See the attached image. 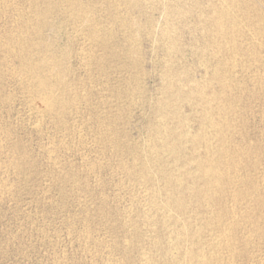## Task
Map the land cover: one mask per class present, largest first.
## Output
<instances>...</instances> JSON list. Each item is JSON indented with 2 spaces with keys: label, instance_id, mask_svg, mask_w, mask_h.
Wrapping results in <instances>:
<instances>
[{
  "label": "rangeland",
  "instance_id": "374dc122",
  "mask_svg": "<svg viewBox=\"0 0 264 264\" xmlns=\"http://www.w3.org/2000/svg\"><path fill=\"white\" fill-rule=\"evenodd\" d=\"M133 1L0 0V264H264V0Z\"/></svg>",
  "mask_w": 264,
  "mask_h": 264
},
{
  "label": "bare ground",
  "instance_id": "6f19581e",
  "mask_svg": "<svg viewBox=\"0 0 264 264\" xmlns=\"http://www.w3.org/2000/svg\"><path fill=\"white\" fill-rule=\"evenodd\" d=\"M77 1H78V0H77ZM126 1H128V0H126ZM132 1H133V0H132ZM226 1H227V0H226ZM48 2H49V0H48ZM66 2H67V0H66ZM129 2H130V0H129ZM133 2H135V0H134ZM221 2H222V1H221ZM241 2H242V1H241ZM70 3H72V2H70ZM123 3H124V2H123ZM138 3H139V0H138ZM223 3H224V1H223ZM237 3H238V2H237ZM247 3H248V2H247ZM33 4H34V3H33ZM49 4H50V3H49ZM53 4H55V3H53ZM56 4H57V3H56ZM132 4H133V3H132ZM134 4H136V2H135ZM180 4H181V1H180ZM219 4H220V2H219ZM242 4H243V3H242ZM244 4H245V3H244ZM244 4H243V5H244ZM47 5H48V4H46V8H47ZM58 5H59V4H58ZM58 5H57V7H58ZM175 5H176V4H175ZM177 5H178V3H177ZM177 5H176V7H177ZM225 5H226V4H225ZM49 6H50V5H49ZM54 6H55V5H54ZM72 6H73V5H72ZM78 6H79V5H78ZM80 6H82V4H81ZM87 6H88V5H87ZM134 6H135V5H134ZM136 6H138V5L136 4ZM136 6H135V7H136ZM182 6H183V5H182ZM208 6H210V5L208 4ZM219 6H220V5H219ZM221 6H222V4H221ZM229 6H230V5H229ZM237 6H239V5L237 4L236 7H237ZM43 7H44V6H43ZM51 7H52V6H51ZM57 7H56V9H55L56 13L58 12V11H57ZM75 7H76V5H75ZM84 7H86V6L84 5ZM168 7H169V6H168ZM211 7H213V5H212ZM211 7H210V8H211ZM215 7H216V6H215ZM217 7H218V6H217ZM225 7H226V6H225ZM248 7H249V6H248ZM54 8H55V7H54ZM59 8H60V7H59ZM61 8H62V5H61ZM94 8H95V7H94ZM111 8H112V7H111ZM118 8H119V7H118ZM171 8H172V6H171ZM178 8H179V7H178ZM227 8H228V6H227ZM230 8H231V7H230ZM234 8H235V7H234ZM237 8H238V7H237ZM50 9H51V8L49 7V10H50ZM52 9H53V8H52ZM72 9H73V8H72ZM83 9H84V8H83ZM192 9H194V8L192 7ZM238 9H239V8H238ZM247 9H248V8H247ZM47 10H48V9H47ZM47 10L45 11V15H44V16H46V12H47ZM77 10H79V7H77ZM218 10H219L220 12H217ZM236 10H237V9H236ZM244 10H245V8H244ZM42 11H43V10H42ZM63 11H65V10L63 9ZM70 11H71V10H70ZM72 11H73V10H72ZM164 11H165V10H164ZM169 11H170V10H169ZM173 11H175V10L173 9ZM173 11H172V12H173ZM182 11H183V10H182ZM208 11H209V13H210V10H208ZM211 11H212V10H211ZM215 11H216L217 13H214L213 15H211V17H210V22H211V24L216 28V30L218 31L219 34H223V33H224V19H225L224 16L226 15V10H225V12H224V10H222V7H221V8L218 7V8H215ZM38 12H39V11H38ZM49 12H50V11H49ZM49 12H47V14H49ZM51 12L53 13L54 11L51 10ZM59 12H60V11H59ZM78 12H79V11H78ZM78 12H77V13H78ZM81 12H82V10H81ZM94 12H95V11H94ZM113 12H114V11H113ZM172 12H171L170 14L173 15ZM179 12H180V11L177 10L176 13L179 15ZM184 12H187V11H184ZM184 12H183V13H184ZM191 12H192V11H191ZM193 12H195V11H193ZM193 12H192V13H193ZM231 12H232V11H231ZM248 12H249V10H248ZM56 13H53V14L56 15ZM64 13H65V12H64ZM64 13H62V15H64ZM66 13H67V11H66ZM183 13H182V16H183V15H186V16H187V14H189L190 12L187 13V14H183ZM212 13H213V12H212ZM240 13H242V12H240ZM38 14H39V13H38ZM67 14H68V13H67ZM74 14H76V13H74ZM91 14H93V13H91ZM174 14H175V13H174ZM196 14H197V13H196ZM196 14L193 13V16L196 15ZM200 14H201V13H200ZM207 14H208V13H207ZM230 14H231V13H229V15H230ZM249 14H250V13H249ZM50 15H52V14H50ZM59 15H61V14L59 13ZM72 15H73V14H72ZM189 15H190V14H189ZM202 15H203V14H202ZM202 15H199V17L202 16ZM236 15H237V13H236ZM36 16H37V15H36ZM68 16H69V15H67V18H68ZM77 16H78V15H77ZM180 16H181V14H180ZM196 16H197V15H196ZM204 16L207 17V15H204ZM209 16H210V14H209ZM209 16H208L207 18H209ZM226 16H227V15H226ZM233 16H235V14H234ZM38 17H39V24L41 25V27H43V25L46 24V21H45L46 18L43 17V13H41V15H39ZM51 17H52V16H51ZM53 17H54V16H53ZM72 17H73V16H72ZM183 17H185V16H183ZM197 17H198V16H197ZM199 17H198V18H199ZM236 17H237V16H236ZM236 17H235V18H236ZM229 18H230V16H229ZM37 19H38V18H37ZM37 19H36V20H37ZM85 19H86V18H85ZM88 19H89V18H88ZM90 19H91V18H90ZM150 19H151V18H150ZM201 19H202V18H200L199 20L201 21ZM203 19H204V17H203ZM230 19H231V18H230ZM236 19H237V18H236ZM238 19H240V16L238 17ZM62 20H63V18H62ZM122 20H123V19H122ZM125 20H126V19H125ZM128 20H129V19H128ZM136 20H137V19H136ZM203 21H205V19L202 20V22H203ZM207 21H208V19H207ZM71 22H72V21H71ZM88 22H90V21H88ZM126 22H127V21H126ZM90 23H91V22H90ZM123 23H124V21H123ZM134 23H135V22H134ZM136 23H137V22H136ZM204 23H205V22H204ZM206 23H207V22H206ZM237 23H238V22H237ZM39 24H38V25H39ZM84 24H85V23H84ZM84 24H83V25H84ZM121 24H122V22H121ZM127 24H128V23H127ZM149 24H150V23H149ZM208 24H209V23H208ZM132 25H133V24H132ZM94 26H95V25H94ZM121 26H122V25H121ZM164 26H165V24H164ZM39 27H40V26H39ZM123 27H125L124 24H123L122 28H123ZM127 27H128V26H127ZM134 27H135V26H134ZM167 27H170V25H168ZM167 27H164V28L166 29V30H165L166 32H167ZM203 27H204V26H203ZM93 28H94V27H93ZM93 28H92V29H93ZM128 28H129V27H128ZM137 28H139V27L136 25V28H135V29H137ZM185 28H186V27H185ZM215 28H214V29H215ZM229 28H230V27H229ZM29 29H30V28H29ZM39 29H40V28H39ZM123 29H124V28H123ZM135 29H134V32H136ZM148 29H149V28H148ZM150 29H151V28H150ZM154 29H155V28H154ZM205 29H206V27H205ZM248 29H249V28H248ZM36 30H37V28H36ZM36 30H35V31H36ZM169 30H170V29H169ZM137 31H138V30H137ZM162 31H164V30L162 29ZM212 31H213V29H212ZM37 32H38V30H37ZM95 32H98V31L95 30ZM95 32L92 31L91 34H92L93 36H94V35H97V34H95ZM106 32H107V31H106ZM166 32H165V33H166ZM225 32H226V31H225ZM230 32H231V31H230ZM129 33H130V32H129ZM138 33H139V31H138ZM205 33H206V32H205ZM212 33H213V32H212ZM155 34H156V33H155ZM203 34H204V33H203ZM213 34H214V33H213ZM230 34H231V33H230ZM230 34H229V35H230ZM263 34H264V33H263ZM131 35H133V36H132V38H133L134 35H136V34L133 33V34H131ZM160 35H161V34H160ZM160 35H159V36H160ZM163 35H164V33H163ZM168 35L170 36L169 33H168ZM168 35L166 34L165 36H168ZM214 35H215V34H214ZM217 35H218V34H217ZM217 35H215V36H216L215 38H217ZM223 35H224V34H223ZM229 35L227 36V37H228V40H229ZM105 36H106V34H105ZM108 36H109V35H108ZM169 36H168V37H169ZM207 36H209V35H207ZM207 36H206V38H207ZM211 36H212V34H211ZM224 36H225V35H224ZM124 37H125V36H124ZM124 37H123V38H124ZM136 37H137V35H136ZM151 37H152V35H151ZM161 37H162V36H161ZM163 37H164V36H163ZM170 37H172V34H171ZM170 37H169V38H170ZM212 37H213V36H212ZM96 38H98V37H96ZM108 38H109V37H108ZM215 38H214V39H215ZM221 38H222V36H221ZM230 38H231V37H230ZM232 38H233V37H232ZM232 38H231V39H232ZM117 39H118V38H117ZM126 39H127V38L125 37V40H126ZM203 39H204V38H203ZM207 39H208V38H207ZM209 39L211 40V37H210ZM218 39H220L219 36H218ZM224 39H225V37H224ZM231 39H230V41H231ZM105 40H106V38H104V39L102 38V39H101V42L104 43ZM113 40H114V39H113ZM130 40H132V39H130ZM130 40H128V41H130ZM134 40H135V39H134ZM205 40H206V39H205ZM233 40H234V38H233ZM10 41H11V40H10ZM39 41H40V39H39ZM99 41H100V40H99ZM201 41H202V40H201ZM211 41H212V40H211ZM214 41H215V40H214ZM219 41H220V40H219ZM34 42H35V44H36L37 41L35 40ZM203 42H204V41H203ZM224 42H225V40H224ZM232 42H233V41H232ZM208 43H209V42H208ZM208 43L206 42V46H207ZM257 43H258V42H257ZM24 44H25V43H24ZM37 44H38V42H37ZM37 44H36V45H37ZM105 44H106V43H105ZM127 44H128V43H127ZM203 44H204V43H203ZM218 44H219V42H218ZM258 44H259V43H258ZM31 45H33V44H31ZM128 45H129V44H128ZM134 45H135V44H134ZM219 45H220V44H219ZM229 45H230V44H229ZM238 45H239V44H238ZM6 46H7V45H6ZM19 46H21V45H19ZM37 46H38V45H37ZM103 46H104V45H103ZM126 46H127V45H126ZM206 46H205V47L203 46V47L206 48ZM209 46H210V45H209ZM222 46H223V44H222ZM222 46H221V49H222ZM224 46H225V45H224ZM224 46H223V47H224ZM233 46H234V45H233ZM235 46H236V45H235ZM33 47H36V46L34 45ZM127 47H128V46H127ZM136 47H137V46H136ZM172 47H173V46H172ZM27 48H28V47H27ZM130 48H131L130 51L132 52L133 48H132V47H130ZM191 48H192V47H191ZM201 48H202V46H201ZM233 48H234V47H233ZM97 49H98V48H97ZM105 49H106V48H105ZM227 49H228V48H227ZM230 49H231V48H230ZM234 49H235V48H234ZM240 49H241V47H240ZM107 50H108V49H107ZM136 50H137V49L134 48V51H136ZM167 50H169V49H167ZM201 50H202V49H201ZM201 50H200V51H201ZM26 51H27V50H26ZM108 51H109V50H108ZM202 51H203V50H202ZM218 51H220V49H219ZM222 51H223V49H222ZM226 51H227V50H226ZM228 51H229V50H228ZM15 52H16V51H15ZM126 52H127V50H126ZM173 52H174V51H173ZM178 52H179V51H178ZM246 52H247V51H246ZM108 53H109V52H108ZM128 53H129V52H128ZM170 53H171V52H170ZM229 53H230V52H229ZM229 53H228V56H229ZM92 54H93V53H92ZM112 54H113V52H112ZM112 54H110V56H112ZM136 54H137V52H136ZM103 55H104V54H103ZM219 55H220V54H219ZM21 56H22V55H21ZM108 56H109V55H108ZM135 56H136V55H135ZM102 57H103V56H102ZM105 57H107V56H105ZM115 57H116V56H115ZM122 57H123V56H122ZM193 57H194V56H193ZM113 58H114V56H113ZM135 58H136V57H135ZM215 58H216V57H215ZM220 58H221V56H220ZM223 58H224V57H223ZM23 59H24V58L22 57V60H23ZM42 59H43V58H42ZM42 59H41V60H42ZM45 59H46V58H45ZM100 59H101V58H100ZM120 59H121V58H120ZM139 59H140V56H139ZM139 59H138V60H139ZM237 59H239V58H237ZM24 60H27V59H24ZM124 60H125V59H124ZM132 60H133V62H132V63L130 62L131 64L134 63V55H133V59H131V61H132ZM164 60H165V58H164ZM217 60L219 61V59H217ZM47 61H49V60H46V62H47ZM97 61H99V60H97ZM135 61H136V60H135ZM224 61H225V60H224ZM232 61H233V59H232ZM21 62H22V61H21ZM21 62H20V63H21ZM40 62H42V61H40ZM40 62L34 63L33 65H31V67H29L28 70H30V71L33 72V77L36 78L37 81H39L40 86H41L42 88H45V90H46V89L48 88V86H49V83L47 82V80H44V79H43V76L39 75V72H41L40 69L43 68V67L40 68V65L42 64V63H40ZM219 62H220V61H219ZM39 63H40V65H39ZM103 63H104V62H103ZM221 63H222V61H221ZM27 64H30V63H26V65H27ZM43 64L46 65L45 62H43ZM47 64H48V63H47ZM50 64H52V63L50 62ZM104 64H105V63H104ZM110 64H111V63H110ZM164 64H165V63H164ZM166 64H167V63H166ZM122 65H124V64H122ZM134 65H135V63H134ZM134 65H133V66H134ZM139 65H140V64H139ZM218 65H219V64H218ZM19 66H20V65H19ZM21 66L25 67V61H24V65L21 63ZM51 66H52V65H51ZM27 67H28V66H27ZM20 68H21V67H20ZM125 68H126V67H125ZM127 68H128V67H127ZM185 68H186V67H185ZM210 68H212V67H210ZM214 68H216V67H214ZM225 68H226V67H225ZM233 68H234V67H233ZM25 69H27V68H25ZM25 69H24V70H25ZM52 69H53V68H52ZM104 69H105V68H104ZM113 70H114V69H113ZM121 70H122V69H121ZM175 70H176V69H175ZM187 70H188V69H187ZM25 71H26V70H25ZM58 72H59V71H58ZM169 72L171 73V69L169 70ZM176 72H177V71H176ZM212 72H213V71H212ZM228 72H229V71H228ZM29 73H30V72H29ZM61 73H62V72H61ZM213 73H214V72H213ZM217 73H218V71H217ZM56 74H57V73H56ZM172 74H173V73H172ZM177 74H178V73H177ZM177 74H175V77L177 76ZM31 75H32V74H31ZM57 75H58V74H57ZM60 75H61V74H60ZM60 75H59V77H60ZM135 75H137V74L135 73ZM214 75H215V74H214ZM222 75H223V77H224L225 74H222ZM229 75H230V72H229ZM44 77H45V76H44ZM50 77H51V76H50ZM55 77H56V76H55ZM173 77H174V75H173ZM186 77H187V75H186ZM45 78H46V77H45ZM51 78H52V77H51ZM212 78H213V77H212ZM49 79H50V78H49ZM59 79H60V78H59ZM59 79H58V80H59ZM225 79H226V78H225ZM58 80H57V81H58ZM48 81H49V80H48ZM57 81H56V84H57ZM60 81H61V80H60ZM223 81H224V80H223ZM61 82H62V81H61ZM61 82H60V84H61ZM163 82H164V81H163ZM180 82H181V81H180ZM221 82H222V81H221ZM58 83H59V81H58ZM167 83H168V82H167ZM186 83H189V81L186 82ZM194 83H195V82H193V85H194ZM196 83H197V81H196ZM50 84H51V81H50ZM198 84H199V83H198ZM219 84H221V83H219ZM237 84H238V83H237ZM61 85H62V89H63V87H65V86H64V84H61ZM185 85H186V84H185ZM204 85H205V84H204ZM204 85H203V86H204ZM239 85H240V84H239ZM51 86H53V84L50 85L49 89L52 88ZM58 86H59V84H58ZM195 86H196V85H195ZM197 86H199V85H197ZM130 87H131V86H130ZM133 87H135V86H133ZM180 87H182V86H180ZM180 87H179V88H180ZM186 87H187V86H186ZM192 87H193V86H192ZM204 87H205V86H204ZM204 87L202 88L203 90L205 89ZM194 88H195V87H194ZM227 88H228V87H227ZM67 89H68V88H67ZM135 89H136V88H135ZM180 89H181V88H180ZM180 89H177V90H180ZM187 89H188V88H187ZM199 89H200V88H199ZM217 89H218V87H217ZM224 89H225V88H224ZM52 90H53V89H52ZM189 90H190V89H189ZM211 90H212V89H211ZM53 91H54V90H53ZM53 91H52V92H53ZM175 91H176V90H175ZM190 91H191V90H190ZM54 92H55V91H54ZM60 92H61V90H60ZM176 92H177V91H176ZM187 92H188V91H187ZM201 92H202V91H201ZM217 92H218V91H217ZM44 93H45V92H44ZM46 93H47V92H46ZM215 93H216V92H215ZM47 94H48V93H47ZM47 94H46V95H47ZM51 95H52V94L50 93V96H51ZM58 95H59V94H58ZM58 95H56V98H57ZM61 95H62V94H61ZM197 95H199V94H197ZM201 95H203V94L201 93ZM201 95H200V96H201ZM209 95H212V94H209ZM217 95H218V94H217ZM50 96H49V99H46V100H45V103H46V104L44 103V104L47 105V106H50V105L52 104V102H53L52 100H50ZM52 96H53V95H52ZM52 96H51V97H52ZM184 96H185V95H184ZM212 96H213V95H212ZM47 97H48V95H47ZM159 97H160V95H159ZM175 97H176V96H175ZM189 97H190V96H189ZM222 97H224V96H222ZM54 98H55V97H54ZM56 98H55L54 101H58V100L61 98V96H59V99H58V98L56 99ZM183 98H184V97H183ZM185 99H186V97H185ZM190 99H191V98H190ZM193 99H194V98H193ZM205 99H206V98H205ZM205 99H204V100H205ZM222 99H223V98H222ZM222 99H221V100H222ZM60 100H61V99H60ZM199 100H200V99H199ZM174 101H175V100H174ZM174 101H171V104L174 105V104H175ZM193 101H194V100H193ZM197 101H198V99H197ZM197 101H196V102H197ZM58 102H59V101H58ZM60 102H61V101H60ZM60 102H59V103H60ZM178 102H179V101H178ZM178 102H177V103H178ZM191 102H192V101H191ZM194 102H195V101H194ZM196 102H195V104H196ZM198 102H199V101H198ZM223 102H224V101H223ZM61 103H63V102H61ZM61 103H60V104H61ZM204 103H205V102H204ZM231 103H232V102H231ZM189 104H190V102H189ZM195 104H194V106H195ZM158 105H159V104H158ZM166 105H167V104H166ZM177 105H178V104H177ZM191 105H192V104H191ZM201 105H202V104H201ZM227 105H229V104H227ZM207 106H208V104H207ZM213 106H214V105H213ZM215 106H216V105H215ZM221 106H222V104H221ZM173 107H174V106H173ZM222 107H223V106H222ZM225 107H226V106H225ZM235 107H236V106H235ZM210 108H212V107H210ZM210 108L208 107V110H210ZM174 109H175V108H174ZM176 110H177V109H176ZM227 110H228V109H227ZM156 111H157V109H156ZM204 111H205V110H204ZM206 111H207V110H206ZM223 111H225V110H223ZM160 112H161V111H160ZM216 112H217V111H216ZM156 113H157V112H156ZM203 113L205 114V112H203ZM203 113H202V114H203ZM217 113H218V112H217ZM222 113H223V112H222ZM200 114H201V112H200ZM202 114H201V115H202ZM204 114H203V115H204ZM209 114H210V112H209ZM173 115H174V114H173ZM173 115H172V116H173ZM177 116H179V114H178ZM198 116H199V115H198ZM179 117H180V116H179ZM179 117H177V118H179ZM209 117H210L209 120H212V119H213V118H211L210 115H209ZM216 117H217V115H216ZM204 118H205V117H204ZM217 118H218V117H217ZM185 120H186V119H185ZM222 120H223V117H222ZM222 120H221V121H222ZM156 121H157V120H156ZM177 121H178V120H177ZM203 121H204V119H203ZM205 121H206V120H205ZM217 121H218V119H217ZM221 121H220V122H221ZM224 121H225V120H224ZM180 122H181V120H180ZM184 122H185V121H184ZM212 122H213V121H212ZM215 122H216V121H214V123H215ZM218 122H219V121H218ZM210 123H211V121H210ZM211 124H213V123H211ZM182 125H183V124H182ZM215 125H216V123H215ZM227 125H228V124H227ZM199 126H200V125H199ZM199 126H198V127H199ZM211 126H212V125L208 126V127H209L208 129H210ZM223 126H224V124H223ZM217 127H218V126H217ZM175 128H176V127H175ZM199 128L201 129V127H199ZM206 128H207V127L205 126V129H206ZM212 128H213V126H212ZM167 129H168V128H167ZM226 129H228V128H226ZM201 130H202V129H201ZM217 130H218V129H217ZM169 131H170V130H169ZM213 131H214V128H213ZM213 131H212V132H213ZM225 131H226V130H225ZM186 132H187V131H186ZM202 132H203V131H201V133H202ZM221 132H222V131H221ZM219 133H220V132H219ZM229 133H230V132H229ZM204 134H206V133H204ZM215 134H217V133H215ZM221 134H222V133H221ZM198 136H199V135H198ZM202 137H203V136H202ZM205 137H206V136H205ZM215 138H216V136H215ZM223 138H224V136H223ZM227 138H228V137H227ZM192 139H193V138H192ZM197 139H199V138L197 137ZM201 139H202V138H201ZM225 139H226V138H225ZM225 139H224V140H225ZM234 139H235V138H234ZM190 140H191V139H190ZM195 140H196V138H195ZM203 141H205V140H203ZM196 143H197V142H196ZM224 143H225V142H224ZM160 145H161V144H160ZM168 146H169V145H168ZM195 146H196V145H195ZM237 146H238V145H237ZM126 148H127V147H126ZM169 148H170V147H169ZM216 149H217V148H216ZM243 149H244V148H243ZM131 150H132V148H131ZM171 150H172V148H171ZM127 151H128V150H127ZM154 152H155V151H154ZM169 152H170V151H169ZM172 152H173V151H172ZM210 152H211V151H210ZM226 152H227V151H226ZM230 152H231V151H230ZM130 153H131V152H130ZM143 153H144V152H143ZM153 154H154V153H153ZM153 154H152V155H153ZM165 154H166V153H165ZM218 154H219V153H218ZM212 155H214V154H212ZM155 156H156V155H155ZM155 156H154V157H155ZM216 156H217V155H216ZM194 160H196V158H195ZM144 161H145V160H144ZM227 161H228V160H227ZM163 162H164V160H163ZM174 162H175V161H174ZM174 162L172 161V163H174ZM205 162H206V161H205ZM205 162H200V163H198V165H197V166H198V169H200V170L202 171V175H203V176H204V174H207L208 172H213V171H211V170H212V167H211L210 165H207V163H205ZM224 162H225V161H224ZM139 164H140V163H139ZM141 164H142V163H141ZM216 164H217V163H216ZM231 164H232V163H231ZM137 165H138V164H137ZM178 165H179V164H178ZM147 166H148V165H147ZM155 166H157V165H155ZM226 166H228V163H227ZM129 167H130V166H129ZM132 167H133V166H132ZM167 167H168V166H167ZM238 167H239V166H238ZM136 168H137V167H136ZM156 168H157V167H156ZM177 168H178V167H177ZM227 168H228V167H227ZM239 168H240V167H239ZM133 170H134V169H133ZM224 171H225V169H224ZM131 172H132V171H131ZM137 172H138V171H137ZM154 172H155V171H154ZM158 172H159V171H158ZM227 174L229 175V173H227ZM227 174H226V175H227ZM150 175H151V174H150ZM228 175H227V176H228ZM205 176H206V175H205ZM215 176H216V175H215ZM224 177H225V176H224ZM234 177H235V176H234ZM237 177H238V175H237ZM174 178H175V177H174ZM140 179H141V178H140ZM227 179H228V178H227ZM235 179H236V178H235ZM141 180H142V179H141ZM230 180H231V179H230ZM143 182H144V181H143ZM190 182H191V181H190ZM232 182H233V181H231V183H232ZM241 183H242V182H241ZM191 184H192V182H191ZM234 184H235V183H234ZM189 185H190V184H189ZM205 185H206V187H209V188H210V187H216V186H219V185H217V183H215V182H213V181H210V180H206V181H205ZM176 186H177V185H176ZM187 186H188V185H187ZM149 188H150V187H149ZM186 189H187V188H186ZM187 191H189V190H187ZM147 192H148V191H147ZM147 192H146V193H147ZM223 193H224V192H223ZM203 194H204V193H203ZM147 195H148V194H147ZM211 195H212V194H211ZM152 196H153V194H152ZM145 197H146V196H145ZM176 197H177V196H176ZM143 198H144V197H143ZM260 198H261V197H260ZM172 199H173V198H172ZM155 200H156V199H155ZM155 200H154V202H155ZM188 200H189V199H188ZM137 201H138V200H137ZM165 202H166V201H165ZM209 202H210V201H209ZM150 203H151V202H150ZM150 203H149V204H150ZM155 204H156V203H155ZM166 206H167V207H170V208H174L175 210H182L183 207H184V202H183L182 199L168 200V201L166 202ZM147 211H148V210H147ZM170 211H171V210H170ZM232 213H233V212H232ZM149 214H150V213H149ZM247 215H248V214H247ZM233 216H234V215H233ZM235 216H236V214H235ZM244 216H245V215H244ZM244 216H243V217H244ZM128 217H129V216H128ZM164 218H165V216H164ZM226 219H227V218H226ZM144 220H145V219H144ZM187 220H188V219H187ZM215 220H216V219H215ZM210 221H212V220H210ZM129 222H130V221H129ZM149 222H150V221H149ZM162 222H163V221H162ZM151 223H152V221H151ZM126 224H127V223H126ZM145 225H146V224H145ZM150 225H151V224H150ZM166 225H167V224H166ZM183 225H184V224H183ZM169 226H170V225H169ZM194 226H195V225H194ZM235 226H236V225H235ZM196 228H197V227H196ZM166 229H168V228H166ZM177 229H178V228H177ZM184 229H185V228H184ZM126 230H127V228H126ZM180 230H181V229H180ZM128 231H129V229H128ZM143 231H144V230H143ZM183 231H184V230H183ZM227 231H228V230H227ZM227 231H226V233H227ZM145 232H146V231H145ZM84 233H86V232H84ZM219 233H220V232H219ZM221 233H222V232H221ZM186 234H187V232H186ZM149 235H150V234H149ZM188 235H189V234H188ZM196 235H197V234H196ZM217 235H218V234H217ZM223 235H224V232H223ZM87 236H88V235H87ZM143 236H144V235H143ZM186 236H187V235H186ZM181 237H182V236H181ZM197 237H198V236H197ZM197 237H194V238L197 239ZM239 237H240V236H239ZM215 239H216V238H215ZM152 240H153V239H152ZM200 240H201V239H200ZM198 241H199V240H198ZM217 241H218V238H217ZM246 241H247V240H246ZM164 242H165V241H164ZM210 242H211V241H210ZM213 242H214V241H213ZM224 242H226V241H224ZM123 243H124V242H123ZM214 243H215V246L213 245V247H216V242H214ZM222 243H223V242H222ZM131 244H132V243H131ZM151 244H152V243H151ZM168 245H169V244H168ZM196 246H197V245H196ZM217 247H218V246H217ZM139 248H140V247H139ZM194 248H195V247H194ZM202 248H203V246L201 247L200 251L202 250ZM174 251H176V250H174ZM183 251H184V250H183ZM226 251H227V250H226ZM140 252H141V251H140ZM168 252H169V251H168ZM187 252H188V251H187ZM202 252H203V250H202ZM203 253H204V252H203ZM211 253H212V252H208V255H209V254L211 255ZM200 254H201V253H200ZM200 254H199V255H200ZM140 255L142 256V254H140ZM185 255H186V253H185ZM193 255H194V254H192L191 256H193ZM145 256H146V255H145ZM183 256H184V255H183ZM191 256H190V257H191ZM206 256H207V255H206ZM230 256H231V255H230ZM149 257H150V256H149ZM146 258H147V257H146ZM163 258H164V257H163ZM165 258H166V257H165ZM184 258H185V257H184ZM191 258H192V257H191ZM191 258H190V260H192ZM194 258H195V260L198 259L197 256L194 257ZM176 259H177V258H176ZM202 259H206V257H204V258H202ZM207 259H208V258H207ZM207 259H206V260H207ZM186 260H187V259H186ZM190 260H187V261H186V262H187L186 264H191L192 261H190ZM231 260H232V259H230V261H231ZM193 261H194V260H193ZM117 262H118V261H117ZM196 262H197V261H196ZM207 262H208V261H207ZM228 262H229V261H228ZM142 263H143V262H142ZM184 263H185V262H184ZM200 263H201V262H200ZM111 264H112V263H111ZM114 264H115V263H114ZM144 264H145V263H144ZM152 264H153V263H152ZM192 264H194V262H193ZM198 264H199V263H198ZM208 264H209V263H208ZM211 264H213V263H211ZM226 264H227V263H226ZM233 264H234V262H233Z\"/></svg>",
  "mask_w": 264,
  "mask_h": 264
}]
</instances>
